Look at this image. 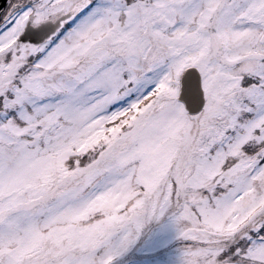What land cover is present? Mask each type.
Instances as JSON below:
<instances>
[{
	"label": "snow or ice",
	"instance_id": "obj_1",
	"mask_svg": "<svg viewBox=\"0 0 264 264\" xmlns=\"http://www.w3.org/2000/svg\"><path fill=\"white\" fill-rule=\"evenodd\" d=\"M0 264H264V0H0Z\"/></svg>",
	"mask_w": 264,
	"mask_h": 264
}]
</instances>
